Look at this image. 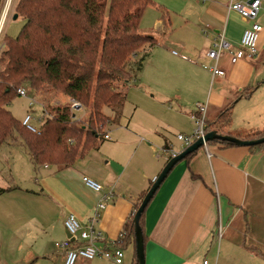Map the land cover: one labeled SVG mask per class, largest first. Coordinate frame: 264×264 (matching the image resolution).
<instances>
[{"label": "crops", "instance_id": "crops-1", "mask_svg": "<svg viewBox=\"0 0 264 264\" xmlns=\"http://www.w3.org/2000/svg\"><path fill=\"white\" fill-rule=\"evenodd\" d=\"M152 1L150 7L158 13L155 28L166 44L160 47L154 36L143 33L155 39L157 45L155 50L141 52L139 58L144 53L149 58L154 52L159 63L157 54L165 52L169 55L166 59L178 61L175 57L194 55V59L208 62L204 57L207 40L224 32L233 49H237L248 27L237 13L229 10L231 0ZM233 1L246 4L250 0ZM258 23L264 28V10ZM159 47L165 50L156 51ZM258 49L256 60L239 61L235 65L230 64L227 55L222 56L226 77L213 84L212 88L218 86L216 93L212 89L208 96L204 94L200 98L207 100L203 104H208V121L234 105L228 132L239 139L264 129V32ZM159 69L158 66L157 75ZM168 70V76L163 79L178 85L185 75L172 68ZM137 75L128 86V94ZM189 76L188 84L197 89V79ZM248 89L253 90L252 94L243 97ZM125 106L115 121L114 115L106 112L111 120L105 134L120 124ZM240 106L242 112L238 111ZM131 121L132 118L128 128ZM128 130V135L116 137L110 151L92 150L67 168L47 164L36 168L31 158L18 153L15 146H5V156L0 162V188L11 190L0 199L8 196V201L18 203L11 212L25 217L26 231L38 232L35 239H24V247L28 249L31 245L34 249L26 255V261H47L54 257L65 262L63 252L55 247L67 238L65 219L73 214L81 224L87 223L101 200V194L83 183V177H88L106 192L115 194L97 225L103 234L98 247L102 250L120 247L124 252L123 264H135L136 249L125 227L133 217L135 206L142 202L154 179L170 161L169 153L163 151L180 148L176 149L168 138L160 142L159 127L153 130L136 123ZM160 146L163 151L160 149L158 154ZM209 153L210 158L201 149L188 162L178 163L147 207L145 264H202L205 260L209 264H264V146L251 150L213 143L209 145ZM20 198L26 201L21 203ZM77 264L114 263L96 259L79 260Z\"/></svg>", "mask_w": 264, "mask_h": 264}, {"label": "trees", "instance_id": "trees-1", "mask_svg": "<svg viewBox=\"0 0 264 264\" xmlns=\"http://www.w3.org/2000/svg\"><path fill=\"white\" fill-rule=\"evenodd\" d=\"M5 3L6 0H0V14ZM153 4L152 0H18L16 15L26 24L18 38L3 40L4 49L0 51V148L22 142L36 168L45 164L71 167L90 151L98 150L111 120L106 112L114 115V121L121 117L128 86L143 69L149 54L144 53L141 58L139 55L157 45L140 28L146 9ZM131 59L136 61L131 63ZM22 84L45 93L62 92L79 102L89 112L88 128L79 127L68 105L52 108L49 113L46 110L38 134L27 130L8 109ZM252 92L248 89L243 97ZM233 109L234 105L208 121L207 133L215 131L235 137L228 132ZM261 138L264 129L241 140ZM213 143L235 146L219 141L210 145ZM197 153L181 162H188ZM10 190L0 188V196ZM140 204L135 206L125 227L135 247L133 220ZM146 211L147 208L140 220L144 243Z\"/></svg>", "mask_w": 264, "mask_h": 264}, {"label": "rangeland", "instance_id": "rangeland-1", "mask_svg": "<svg viewBox=\"0 0 264 264\" xmlns=\"http://www.w3.org/2000/svg\"><path fill=\"white\" fill-rule=\"evenodd\" d=\"M8 2L9 0H6L3 12L0 14V51L4 49L3 40L5 38H18L26 24V21L22 17L15 18L18 0H11L8 14L3 20ZM157 18V10L148 7L143 15L140 28L142 33L154 36L158 40L159 46L162 47L163 44H166V41L164 38L162 39V34L158 28H155V21ZM160 47L158 49L156 48V51H161V49L165 50ZM175 50H177V48ZM153 53L149 58H145L143 62V71H141L140 74L138 72L136 82L133 81L120 124L106 131L112 141H105L100 147L99 152H101V150L105 152L113 149L116 137L128 135L126 132L136 123L140 124L142 127L151 128L153 130L159 127L160 142L164 143V139L168 138L176 149L177 147L178 149L181 148L176 137L178 135H190L194 129V123L189 117V112L194 110L197 104L206 103L207 100H200L204 94L208 96L212 89H214L212 91L214 93L218 91L217 85L212 88L211 75L200 65H194L190 61L198 59L201 64L203 60L199 58L194 59V55H187L188 61L181 59V57L173 56L178 59V61H175L166 59L165 57L169 55L165 52H161V54H157L160 58L158 63L157 57L154 58L155 54ZM163 54L164 57H162ZM131 60V63L136 61V59ZM158 66L160 69L157 75L156 70ZM168 68H172L177 73L181 72V74L185 75L178 85L171 80L167 81V79H163V76L165 78L169 74ZM202 73H204L205 77ZM189 75L197 79V89H192L188 84ZM21 87L26 90L27 96H16L8 106L9 111L20 123H22L29 114L33 118L32 125L37 130H40L46 117V110L49 113L52 108L66 107L69 105L73 118L78 122L77 124L79 127H83L85 130L88 128L87 121L89 112L83 107H80V111L73 110L72 102L74 100L64 96L62 92L55 95L52 92L45 93L43 90L37 91L27 84H22L19 88ZM75 102L80 105L79 102ZM30 103H33V106L30 107ZM237 110L238 109H236V111ZM242 110L240 106L238 111L242 112ZM74 114L77 116L74 117ZM130 118H132V121L131 126L128 128L127 125ZM23 145L24 144L19 141L14 143L13 146H15L18 153H22L30 158L28 150ZM162 148L163 146L159 147L158 154L163 151ZM6 149V147L0 148V162H2L5 156L4 153ZM18 153L15 155H18ZM24 176L26 175L24 174ZM6 197L8 196H3V198L0 199V264H64V262L54 257L47 261H26V255L34 249L30 247L31 245L26 249L23 245L24 239L28 237L35 239L38 232L26 231L27 226L25 225V217H18L16 213L11 212V208L13 206L18 207V203L15 204L12 201H8ZM29 197L30 196H27L26 199H29ZM25 201L26 200L20 198L21 203ZM30 226L32 225H29V227ZM54 249L56 248L54 247Z\"/></svg>", "mask_w": 264, "mask_h": 264}, {"label": "built area", "instance_id": "built-area-1", "mask_svg": "<svg viewBox=\"0 0 264 264\" xmlns=\"http://www.w3.org/2000/svg\"><path fill=\"white\" fill-rule=\"evenodd\" d=\"M11 0H9L4 12L3 20L6 18ZM229 10L237 13L247 24L248 27L244 31L242 39L237 49H233L232 43L226 38L224 32H219L215 39L207 40L205 43V60L200 64L199 60H190L194 65H200L206 70L212 78V84L218 79L226 77L227 73L221 66V58L224 55L229 57V62L232 65L237 64L239 61L249 60L254 61L259 56L258 43L261 34L264 32V28L258 23V18L262 10H264V0H250L246 4L234 2L231 0ZM178 55L177 52H174ZM188 61L187 57H182ZM17 95L26 97L27 93L24 88H18ZM33 103H30V107ZM80 105L75 101L72 102V108L75 111H80ZM208 104H197L194 110L190 113V118L194 123V131L190 135H178L177 140L180 143V150L174 151L173 149H166L163 152L169 153L170 160L175 158L180 153L194 145L199 140L204 141L202 150H205L208 157H211L209 153L210 143L205 142V137L208 134L206 129L208 126ZM74 117L76 115L74 114ZM32 116L27 115L22 122V125L32 133L38 134L40 130H37L32 125ZM105 140H110L109 135H104ZM83 183L95 191L101 194V200L97 205L96 211L87 223L81 224L77 217L73 214L68 215L64 221V227L69 234V238L64 241L57 242L55 247L63 252L65 259L64 264H77L79 260L85 262H92L96 259H102L114 264L124 263V252L120 247L112 249H100L98 243L103 240V234L98 230L97 225L101 218V213L107 209V204L112 202L115 198L113 191L106 192L102 185L91 180L88 177H83ZM155 181V179H154ZM126 232L121 234V237ZM219 235L220 230H219ZM202 264H209L207 260Z\"/></svg>", "mask_w": 264, "mask_h": 264}, {"label": "water", "instance_id": "water-1", "mask_svg": "<svg viewBox=\"0 0 264 264\" xmlns=\"http://www.w3.org/2000/svg\"><path fill=\"white\" fill-rule=\"evenodd\" d=\"M18 15L15 16L17 18ZM223 142L232 144L238 147H255L264 144V138L253 140V141H245L241 140L237 137L232 136H223L218 134L217 132H210L205 137V142L212 143V142ZM204 141L199 140L194 145L186 149L184 152L177 155L175 158L171 159L167 165L164 167L160 175L155 179L153 182L152 187L149 189L145 197L143 198L138 211L134 217V226H135V243H136V258L138 264H145V243H144V235L140 225V220L145 212L146 208L149 206L151 201L153 200L155 194L160 189L161 185L165 182L169 174L175 168V166L180 163L181 161L185 160L188 156L197 153L203 147ZM67 238H69V234L66 232Z\"/></svg>", "mask_w": 264, "mask_h": 264}]
</instances>
